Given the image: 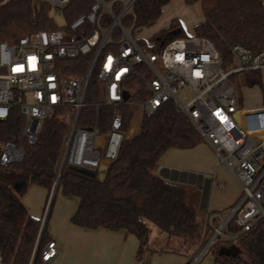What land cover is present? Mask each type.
Listing matches in <instances>:
<instances>
[{
	"label": "built area",
	"instance_id": "1",
	"mask_svg": "<svg viewBox=\"0 0 264 264\" xmlns=\"http://www.w3.org/2000/svg\"><path fill=\"white\" fill-rule=\"evenodd\" d=\"M41 1L65 17L76 3L87 5L88 11L59 29L37 31L17 43L0 40V123L15 109L24 117L18 141L0 140V167L8 168L21 161L24 145L38 140L45 119L58 110L68 123L28 264L35 263L39 251L44 264L60 253L56 240L40 248V239L64 167L69 164L88 169L104 179L118 160L123 144L139 134L144 116L153 115L168 101L189 119L213 148L218 163L225 165L241 186L235 204L209 212L204 234L207 229L212 233L206 243L202 238L198 255L188 264L199 263L216 242L235 240L264 220V105L243 107L240 91L231 79L236 73L262 72L264 48L253 50L234 44V68L225 70L223 56L205 37L194 34L175 38L159 51L153 49L149 39L143 44L136 34L140 30L134 10L137 0ZM259 1L264 7V0ZM82 56H89L85 73L66 74L68 61ZM95 71L103 88L102 100L95 105L112 107L105 129L79 124ZM139 91L145 97L136 100L133 95ZM123 106L134 108L128 120L121 110ZM0 264H5L1 250Z\"/></svg>",
	"mask_w": 264,
	"mask_h": 264
},
{
	"label": "trees",
	"instance_id": "2",
	"mask_svg": "<svg viewBox=\"0 0 264 264\" xmlns=\"http://www.w3.org/2000/svg\"><path fill=\"white\" fill-rule=\"evenodd\" d=\"M170 0H137L134 10L136 27L140 30L153 26L161 17L163 7ZM189 5L200 2L204 18L195 27V35L208 38L219 50L226 63H232L231 48L240 43L253 50L264 48V7L259 0H185ZM88 6L76 3L67 11L66 22L71 23ZM130 17L126 22H130ZM57 24L51 6L41 0H0V40L17 43L25 35L40 30H56ZM188 36L179 19L154 33L149 41L159 51L175 38ZM143 44H147L142 39ZM69 75L85 73L89 56L68 61ZM239 86L261 85V72L242 74ZM141 88L142 84H140ZM103 97L102 84L97 72L93 73L87 92L88 105L83 109L79 124L107 128L112 107L95 105ZM141 91L133 95L143 99ZM128 120L134 108L123 106ZM57 111L45 119L38 140L25 144L24 158L8 168L0 167V250L5 264H28L40 228V217L30 215L23 197L31 185L48 190L53 186L58 162L68 130L67 121ZM24 117L15 109L0 123V140L18 141ZM204 142L189 119L178 112L172 101L163 104L153 115H145L139 134L127 140L120 156L108 169L104 179L88 176L67 164L61 174L58 189L65 196L79 198L78 209L72 222L80 227L123 230L137 236L142 258L148 248L151 227L156 225L170 238L181 244L200 239L196 209L187 201L184 185L159 175L160 159L170 149H190ZM209 236L211 229H207ZM50 239L47 227L40 239V248ZM209 252L216 264H264V220L235 240H220ZM34 264H44L40 251Z\"/></svg>",
	"mask_w": 264,
	"mask_h": 264
},
{
	"label": "crops",
	"instance_id": "3",
	"mask_svg": "<svg viewBox=\"0 0 264 264\" xmlns=\"http://www.w3.org/2000/svg\"><path fill=\"white\" fill-rule=\"evenodd\" d=\"M203 18L200 2L189 5L185 0H170L163 7L159 18L163 22L156 32L168 27L172 20L179 19L186 34H195V27ZM240 97L242 102L241 94ZM261 106L243 105L245 108ZM158 171L165 179L180 183L185 188L186 185L190 187L196 196L194 204L201 210L197 218L205 223L209 212L226 210L235 204L241 194L238 180L225 165L218 163L213 148L207 142L190 149L168 150L160 159ZM41 188L44 193L41 190L37 195L26 193L23 197L30 215L37 218L42 215L48 196V190ZM190 200L187 195V201L195 208ZM79 201L78 197L65 196L61 189L55 193L46 227L50 239L58 242L60 253L46 264H188L197 252L196 248L189 253L180 249V239L170 238L152 227L148 242L150 250H145L139 258L140 243L136 235L123 230L104 227L88 229L75 225L72 217ZM158 242L162 244L157 245ZM171 243L178 246L170 247ZM211 256L209 264H216Z\"/></svg>",
	"mask_w": 264,
	"mask_h": 264
},
{
	"label": "rangeland",
	"instance_id": "4",
	"mask_svg": "<svg viewBox=\"0 0 264 264\" xmlns=\"http://www.w3.org/2000/svg\"><path fill=\"white\" fill-rule=\"evenodd\" d=\"M197 10H198V8H197ZM52 15H53L54 20H55V22L57 24L64 25L66 23V18H65L63 13H61L59 11H53L52 10ZM162 22H163L162 19H160L153 26L145 27V28L139 30L136 34L138 36L142 37V38L148 39V37L150 35L155 33L160 28V25L162 24ZM188 33H189V34H187L188 36L194 35V33H192V32H188ZM224 68H225V70H230V69L234 68V64L233 63H226ZM242 74H244V73H236L235 76L232 77L234 82L236 84H238L239 86L242 84V77H243ZM261 74H262V76H261L262 77L261 78L262 84L261 85H255V86H247V85L244 86L243 85V86H241L240 94L242 96V102H241L242 105H250V104L264 105V71H262ZM181 93H182V91L179 92V94H181ZM185 99H186V97H185ZM156 172L157 173L159 172L158 169L156 170ZM41 190H43L42 192L44 193V189H42L40 186L31 185L29 187V190H28L26 195H30V194L37 195L38 191H41ZM186 190H187V195H188L189 199H191L190 201L195 206V204H194V199L196 198L195 194L193 195L192 190L190 189V187L188 185H186ZM44 198H45V195H44ZM195 209H196V212H197V216H199L201 210H198V208L196 206H195ZM197 221H198V232L200 233V239L196 240L195 242L192 241L191 244L188 243L186 245H183V244L180 245L181 246L180 249H182V250H184V251H186L188 253H189V251H193V249L196 248L195 250H197V252H196L195 256H197L199 251H200V242H201L202 238L204 240V243H206L208 238H209V234L208 233L204 234V229L206 227L205 221L203 219L199 220V218H197ZM148 224H149V226L151 228L155 227L158 230H160L152 222L148 221ZM161 244H162V242H158L157 243V245H161ZM171 245L172 246H170V247H177L178 246V244L176 245V244H173V243H171ZM211 257H212L211 253L208 252L200 260V262L197 263V264H209V261H210Z\"/></svg>",
	"mask_w": 264,
	"mask_h": 264
},
{
	"label": "water",
	"instance_id": "5",
	"mask_svg": "<svg viewBox=\"0 0 264 264\" xmlns=\"http://www.w3.org/2000/svg\"><path fill=\"white\" fill-rule=\"evenodd\" d=\"M125 98L126 99L129 98V93L128 92L126 93ZM74 168L78 172L83 173V174L88 175V176H95V174H96L94 171H91V170H88V169H84V168H80V167H74Z\"/></svg>",
	"mask_w": 264,
	"mask_h": 264
}]
</instances>
